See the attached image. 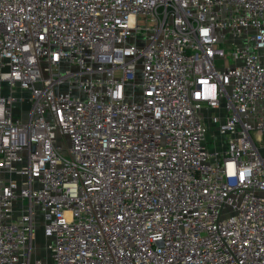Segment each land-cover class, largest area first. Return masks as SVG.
Returning a JSON list of instances; mask_svg holds the SVG:
<instances>
[{
  "label": "built area",
  "instance_id": "1",
  "mask_svg": "<svg viewBox=\"0 0 264 264\" xmlns=\"http://www.w3.org/2000/svg\"><path fill=\"white\" fill-rule=\"evenodd\" d=\"M263 137L264 0H0V264H264Z\"/></svg>",
  "mask_w": 264,
  "mask_h": 264
},
{
  "label": "rangeland",
  "instance_id": "2",
  "mask_svg": "<svg viewBox=\"0 0 264 264\" xmlns=\"http://www.w3.org/2000/svg\"><path fill=\"white\" fill-rule=\"evenodd\" d=\"M138 41H141L140 38H137ZM219 60L215 61V65L219 64ZM231 61L229 60V63ZM139 72H136V78H135V82L138 84L139 83ZM60 90H62V88H60ZM1 94L3 95H7L8 91L6 88H3L1 90ZM131 94L133 95L134 99H138L139 95H140V89L138 87H135L134 89L131 88V86H129L127 88V95L131 97ZM13 97L16 98V101H14L12 103L14 109H17L20 105H25L26 101L28 100V94L26 91L24 92H20V90L18 88L15 89V93H13ZM21 98L22 101L21 103L18 101V99ZM14 112H16V110H14ZM211 128V127H210ZM264 139V137H263ZM207 147L211 148L213 147V145L210 142H207ZM43 241L44 239H42V237H40L39 235V231L36 230L35 232V238H34V244L36 245V249H35V254H37L38 256L41 257V260L44 262H48V255L45 254V249H44V245H43ZM33 242V241H32Z\"/></svg>",
  "mask_w": 264,
  "mask_h": 264
},
{
  "label": "crops",
  "instance_id": "3",
  "mask_svg": "<svg viewBox=\"0 0 264 264\" xmlns=\"http://www.w3.org/2000/svg\"><path fill=\"white\" fill-rule=\"evenodd\" d=\"M18 204H19V201L16 200L15 203H14V207H13V214H16V209H17V205H18ZM36 230L39 231V235H40V237H42L39 228H36ZM35 232H36V231H35Z\"/></svg>",
  "mask_w": 264,
  "mask_h": 264
}]
</instances>
